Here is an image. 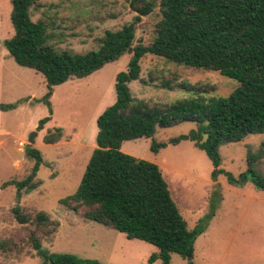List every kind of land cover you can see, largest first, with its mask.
<instances>
[{
  "label": "rangeland",
  "instance_id": "374dc122",
  "mask_svg": "<svg viewBox=\"0 0 264 264\" xmlns=\"http://www.w3.org/2000/svg\"><path fill=\"white\" fill-rule=\"evenodd\" d=\"M153 1L157 7L137 26L135 45H148L154 39L155 26L161 20V0ZM42 4L32 11L33 20L53 21L56 35H61L54 40L56 46L77 53L97 50L106 31L121 29L136 15L129 0H45ZM11 11V1L0 0V104L18 103L15 109L0 111V241L8 244L0 247V264H44L30 240L34 227L15 218L17 206L32 218L45 212L59 222L56 233L41 238L49 253L71 254L101 264H163L161 260L149 262L158 252L155 246L85 219V208L76 213L61 203L74 195L81 183L97 147V119L116 101V77L128 70L132 54L88 77L72 78L55 87L49 106L43 101L48 92L44 76L17 64L4 46L14 34ZM141 68L144 81L130 83V91L136 99L157 103L227 97L239 85L219 72L188 69L151 54L141 60ZM167 79L172 81V90L163 86ZM194 87L209 90L199 94ZM47 117L51 120L39 130L40 121ZM57 128L62 130L61 140L46 144L45 136ZM196 129L194 122L157 128L153 138L125 141L121 150L159 165L189 229L208 219L207 229L196 240L192 264H264V190L251 181L232 185L227 175L239 179L247 171L248 158L254 157L253 169L264 177V133L222 145L223 173L214 179V166L205 151L190 140L170 143ZM153 140L167 145L153 151ZM21 142L25 144L22 150ZM30 148L43 155L36 177L40 183L28 193L23 190L18 199V188L12 182L27 180L37 162L26 153ZM171 264L188 262L173 254Z\"/></svg>",
  "mask_w": 264,
  "mask_h": 264
},
{
  "label": "trees",
  "instance_id": "16d2710c",
  "mask_svg": "<svg viewBox=\"0 0 264 264\" xmlns=\"http://www.w3.org/2000/svg\"><path fill=\"white\" fill-rule=\"evenodd\" d=\"M10 1L14 34L4 46L17 64L44 76L48 92L43 101L49 106L55 87L72 78L88 77L125 54H132L128 70L116 77V101L97 119V147L81 183L76 193L61 203L76 213L85 208V219L115 229L128 239L155 246L158 252L151 256L150 263L161 260L171 264L172 255L177 254L192 264L196 240L207 229L208 219L189 229L159 165L129 155L121 147L125 141L153 138L157 128L194 122L196 130L170 143L194 142L211 160L215 179L223 173L219 152L222 145L264 133V0H161V20L148 45H135L137 26L143 17L154 12L157 3L129 0L130 9L136 13L133 21L117 31H106L99 48L84 53L59 49L54 40L61 35H56L54 22L33 20L32 11L43 7L45 0ZM148 54L188 69L219 72L239 85L229 96L209 100L196 97L164 104L136 99L129 84L144 81L141 60ZM163 86L172 90V81L165 80ZM181 87L189 89L186 84ZM192 90L201 94L209 88ZM17 105L0 104V111L15 109ZM50 120L51 117L42 119L38 129ZM55 131L45 136L46 144L61 140L62 130ZM166 145L153 140L152 150ZM26 153L37 162L27 180L12 182L18 188V199L23 190L28 193L40 183L36 177L43 155L35 148ZM254 162V157L248 158L247 171L239 179L227 174L230 184L251 181L257 189L264 190V177L253 169ZM13 212L18 223L34 227L30 240L44 264H101L71 254L49 253L41 238L56 233L59 222L45 212L32 218L20 206ZM6 246L0 241L1 248Z\"/></svg>",
  "mask_w": 264,
  "mask_h": 264
},
{
  "label": "water",
  "instance_id": "95a60500",
  "mask_svg": "<svg viewBox=\"0 0 264 264\" xmlns=\"http://www.w3.org/2000/svg\"><path fill=\"white\" fill-rule=\"evenodd\" d=\"M35 136H36V133L31 136V138H30L31 144L35 143Z\"/></svg>",
  "mask_w": 264,
  "mask_h": 264
},
{
  "label": "built area",
  "instance_id": "2783aa9c",
  "mask_svg": "<svg viewBox=\"0 0 264 264\" xmlns=\"http://www.w3.org/2000/svg\"><path fill=\"white\" fill-rule=\"evenodd\" d=\"M25 146L24 142L20 143V149L22 150V148Z\"/></svg>",
  "mask_w": 264,
  "mask_h": 264
},
{
  "label": "crops",
  "instance_id": "0c3cea01",
  "mask_svg": "<svg viewBox=\"0 0 264 264\" xmlns=\"http://www.w3.org/2000/svg\"><path fill=\"white\" fill-rule=\"evenodd\" d=\"M54 95V94H53Z\"/></svg>",
  "mask_w": 264,
  "mask_h": 264
}]
</instances>
